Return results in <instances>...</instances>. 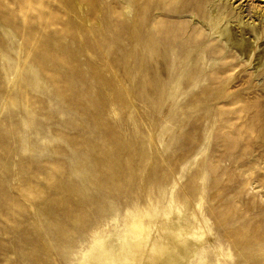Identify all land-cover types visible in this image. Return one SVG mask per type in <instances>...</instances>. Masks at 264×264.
Instances as JSON below:
<instances>
[{"label":"rangeland","instance_id":"374dc122","mask_svg":"<svg viewBox=\"0 0 264 264\" xmlns=\"http://www.w3.org/2000/svg\"><path fill=\"white\" fill-rule=\"evenodd\" d=\"M77 1L0 0V264H76L94 231L171 196L205 226L209 264H264V101L190 106L201 96L141 69L122 25L138 7ZM233 1L207 11L241 5L253 23L264 7Z\"/></svg>","mask_w":264,"mask_h":264},{"label":"bare ground","instance_id":"6f19581e","mask_svg":"<svg viewBox=\"0 0 264 264\" xmlns=\"http://www.w3.org/2000/svg\"><path fill=\"white\" fill-rule=\"evenodd\" d=\"M230 1L233 5V0H162L160 5L158 0H127L124 11L118 12L126 15L134 6L139 8V15L125 18L131 24L122 25L139 30V65L147 76L172 78L175 83L170 92L174 95L188 91L200 95L198 102L190 104L194 108L216 104L234 113L257 111L255 101H264V84L255 82L256 75H264V7L254 6L253 23L241 5L233 12L227 7L215 15L207 11L208 5L221 7ZM76 5L83 6L78 1ZM186 15L191 19H181ZM102 21L103 15L97 24ZM166 50L168 58L163 55ZM31 73L41 84L39 73L35 69ZM205 80L224 85L207 87L202 83ZM197 85L201 92L195 89ZM185 202L171 196L162 209L155 205L128 209L123 224L114 217L112 228L94 231L76 264H209L206 228L188 216ZM208 228L213 232L211 225Z\"/></svg>","mask_w":264,"mask_h":264}]
</instances>
